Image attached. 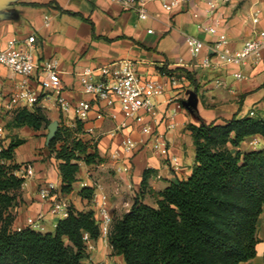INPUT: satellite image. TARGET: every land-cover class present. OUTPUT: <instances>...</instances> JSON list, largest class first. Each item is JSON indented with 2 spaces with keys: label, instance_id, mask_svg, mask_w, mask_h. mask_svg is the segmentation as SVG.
<instances>
[{
  "label": "crops",
  "instance_id": "0c3cea01",
  "mask_svg": "<svg viewBox=\"0 0 264 264\" xmlns=\"http://www.w3.org/2000/svg\"><path fill=\"white\" fill-rule=\"evenodd\" d=\"M231 8L225 6L215 15L214 19L219 22V34L215 37L200 29L201 22L193 19L190 7L184 6L180 11L169 14L162 8L160 0L149 1V18L145 21H140L136 13L123 9L114 0H0V51L5 50L11 40L24 43L35 35L36 56L40 60L59 61L61 95L71 103L91 101L95 105L94 112L100 108L94 97L84 93L79 81V74L85 68L131 60L135 62L138 73L147 80L164 81L163 69H186L198 73V92L185 77H181L177 86L169 88L165 95L156 99L158 122L154 125L155 133L166 138L169 156L181 160L182 168L178 171L171 167L167 156L160 155L154 149L153 142L142 135L137 127L119 132L114 137L110 135L123 119L118 108L117 121L109 117L96 120L93 114L90 121L81 122L84 127L82 139L96 144L103 163L81 165L74 191L65 197L74 209L80 212L93 211L97 216L99 198L96 196L101 193L109 197L114 220L127 213L137 197L155 207L157 193L172 184L188 180L192 175L196 164L192 126L213 122L223 124L235 114L245 117L256 113L255 109L264 111L261 106L264 105V90L261 89L264 83V59L258 63L233 66L225 65L215 53L218 40L222 37L229 41V49L238 51L247 41L264 31V0H248L237 11ZM72 14L89 19L94 32L90 23ZM204 19L202 15L201 21ZM149 30L153 33L150 34ZM186 35L204 42L205 49L199 57L191 55L185 44ZM207 57L211 59L212 65L204 68L200 64ZM237 73L245 75L246 79H237ZM25 81L30 89L40 94L35 107L42 108L51 123L68 127L76 125V115H64L61 112L57 95L42 89L38 75L25 78L0 65V108L5 113L6 125L23 107L13 100V96ZM192 93L196 94V98L193 106L187 108L184 104ZM256 96L254 108L249 112L243 111V105ZM206 99L216 104V107H207ZM178 103L183 107L175 112ZM42 131L35 132L27 127L10 129L12 135L25 140V144L15 151V163L23 165L32 161L35 169L33 177L25 178L17 203L9 210L14 217L12 229L15 231L30 228L40 232L33 226L36 223L44 231L53 233L61 220L51 214V203L39 196L40 186L45 182L55 183L59 190L61 188L58 162L48 150V135L43 137ZM125 136L138 142L131 154L123 152L121 143ZM255 138L264 142L260 137H251L236 150H259L260 144L256 147L251 145ZM30 140H38V144L28 156L19 160L17 152ZM114 154L119 156L114 157ZM47 156L49 160L45 162ZM125 168L129 171L125 172ZM146 171L151 173L147 186L143 188L142 180ZM84 188L94 189L92 200L82 198L80 193ZM258 238L256 257L241 264H264V212L258 221ZM92 247L87 249L88 258L83 260L88 264H125L122 256L112 254L111 246L103 239L92 242Z\"/></svg>",
  "mask_w": 264,
  "mask_h": 264
},
{
  "label": "trees",
  "instance_id": "16d2710c",
  "mask_svg": "<svg viewBox=\"0 0 264 264\" xmlns=\"http://www.w3.org/2000/svg\"><path fill=\"white\" fill-rule=\"evenodd\" d=\"M72 15L90 23L94 32L89 19ZM162 72L185 77L198 92L196 71ZM50 124L42 108L21 107L6 128L39 132ZM191 132L196 164L190 178L157 193L155 207L137 197L130 210L113 221L109 243L113 255L122 256L125 264H241L256 257L258 221L264 212V149H236L251 137L264 141V111L245 117L235 114L223 124L201 123ZM83 134L80 121L74 127L61 125L48 145L58 162L64 198L73 193L82 164L103 163L96 144L84 141ZM5 143L0 154V264H82L88 258L84 236L88 234L92 242L101 237L93 211L80 212L70 205L68 217L53 233L12 229L9 210L25 183L15 175L22 166L15 163V151L25 140L6 137ZM150 173L143 176V188ZM80 194L92 200L94 189L84 188Z\"/></svg>",
  "mask_w": 264,
  "mask_h": 264
},
{
  "label": "built area",
  "instance_id": "2783aa9c",
  "mask_svg": "<svg viewBox=\"0 0 264 264\" xmlns=\"http://www.w3.org/2000/svg\"><path fill=\"white\" fill-rule=\"evenodd\" d=\"M123 9L137 14L140 21L149 18L148 3L150 0H114ZM162 8L169 14L180 11L184 6L191 8L194 20L199 21L200 29L211 35L219 34V22L214 19L221 8L230 3V0H160ZM202 15L205 16L201 21ZM152 34L153 31L149 30ZM37 38L35 35L29 37L24 43L16 40L9 41L7 48L0 51V65L7 67L12 73L30 78L34 75L40 77L43 90L52 91L57 95V104L64 115L74 113L78 121L86 123L90 121L94 114L96 120H104L109 117L117 121L119 114L117 108L122 112L123 119L118 123L116 129L110 132L112 137L119 132L137 127L139 132L153 142L154 149L160 154L167 156L171 167L178 171L182 168L181 160L176 156H169V145L166 138L155 133L154 125L158 122V111L156 99L165 95L168 89L179 84L180 78L165 76L164 81L147 80L137 71L135 62L131 60H120L110 64L97 67L85 68L79 74V81L85 94L94 97L100 110L94 112V103L91 101H79L71 103L61 95L62 81L59 70V61L56 59L40 60L35 52ZM185 44L191 55L199 57L205 49V44L197 37L186 35ZM229 41L222 37L218 40L215 53L225 65L241 66L246 63H258L264 59V31H260L257 36L247 41L238 51H232L228 47ZM204 68H209L212 61L209 57L201 61ZM237 79H246L245 75L235 74ZM40 94L29 88L27 81L23 82L18 91L13 96V100L23 107L33 108L39 103ZM182 104L178 103L175 112L182 109ZM5 113L0 108V154L6 149V124ZM254 116V113H251ZM150 119V120H147ZM261 143L259 138H255L251 145L258 146ZM121 146L125 154H131L136 147V142L132 137L125 136ZM119 154H114V157ZM125 172L129 169L125 168ZM19 178L33 177L35 169L31 164L22 165L15 173ZM39 196L42 200L51 203L50 212L55 217L65 219L69 215L70 204L61 195L57 185L52 182L41 184ZM97 200V222L100 227L101 237L109 243V235L113 225V216L110 210L109 197L106 193L96 196ZM35 229L44 231L39 224L33 223ZM87 249H92V240L88 234L84 236Z\"/></svg>",
  "mask_w": 264,
  "mask_h": 264
},
{
  "label": "rangeland",
  "instance_id": "374dc122",
  "mask_svg": "<svg viewBox=\"0 0 264 264\" xmlns=\"http://www.w3.org/2000/svg\"><path fill=\"white\" fill-rule=\"evenodd\" d=\"M246 2H248V0H230V3H228V5L226 6V7H232L231 9L233 10H236L237 11V9H239V8H241ZM254 99H256V101L255 102H253V100ZM254 99H252V100H248L244 105H243V111H246V112H249L251 109H253L254 108V103H256L257 102V96L254 98ZM205 104L207 105V107H213V108H215L216 107V104H214L213 102H210L208 99H206L205 100ZM264 104V103H263ZM255 106H259V105H255ZM263 108H264V105H261ZM256 113V115H258V114H260L262 111H260V110H257V109H255L254 110ZM6 124V123H5ZM60 127V126H59ZM6 130H7V138H12V137H15V135H12V133H10V128L9 127H7L6 128ZM9 132V133H8ZM42 135H43V137H46L47 135H48V133H49V129L48 128H45V129H43V131H42ZM16 137H18L19 138V136H16ZM38 144V140H30L29 142H28V144L27 145H25V146H23L22 148H20L19 149V151L17 152V158L19 159V160H23V157L25 156V155H29V153H31L32 151H33V149H34V147L36 146ZM264 148V142H261L260 143V145L258 146V149L259 150H261V149H263ZM49 160V156H47L46 158H45V162L46 161H48ZM27 164H31L33 167H34V162H26V163H24L23 165H27ZM117 220V219H116ZM40 232H42V231H40ZM44 233H48L49 231H43ZM108 245H110V243H108ZM111 246V245H110ZM112 248V247H111ZM112 254H113V250H112ZM84 262V263H83ZM82 262V264H88L87 262H85V261H83Z\"/></svg>",
  "mask_w": 264,
  "mask_h": 264
},
{
  "label": "water",
  "instance_id": "95a60500",
  "mask_svg": "<svg viewBox=\"0 0 264 264\" xmlns=\"http://www.w3.org/2000/svg\"><path fill=\"white\" fill-rule=\"evenodd\" d=\"M195 98H196V94L192 93V96L189 99V101L184 104L185 107L191 108L193 106V101H194ZM58 128H59V124L55 123V122L51 123L48 126V129H49V134H48V137H47L48 138V145L55 138V136L57 134V131H58Z\"/></svg>",
  "mask_w": 264,
  "mask_h": 264
}]
</instances>
